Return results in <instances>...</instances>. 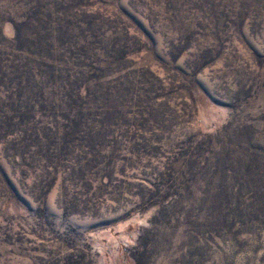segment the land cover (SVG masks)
<instances>
[{"label":"rangeland","instance_id":"1","mask_svg":"<svg viewBox=\"0 0 264 264\" xmlns=\"http://www.w3.org/2000/svg\"><path fill=\"white\" fill-rule=\"evenodd\" d=\"M0 264H264V0H0Z\"/></svg>","mask_w":264,"mask_h":264}]
</instances>
